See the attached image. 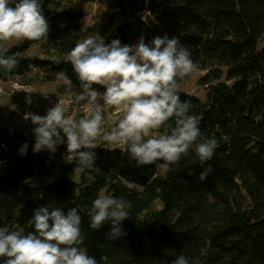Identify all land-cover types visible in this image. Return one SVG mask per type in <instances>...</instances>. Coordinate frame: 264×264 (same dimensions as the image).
I'll return each instance as SVG.
<instances>
[{
	"label": "trees",
	"instance_id": "1",
	"mask_svg": "<svg viewBox=\"0 0 264 264\" xmlns=\"http://www.w3.org/2000/svg\"><path fill=\"white\" fill-rule=\"evenodd\" d=\"M105 5L109 12L95 33L105 44L118 39L122 46L135 45L141 37L150 44L167 35L189 48L204 73L197 85L205 89V100L177 94L190 101L189 114L199 118L201 134L215 138L218 147L204 164L190 152L163 169L160 161L138 167L124 146L101 141L94 168L81 169L69 159L66 143L54 153H34L33 136L0 129V227L27 234L34 231L35 209L75 207L82 217L80 247L97 264H172L181 254L189 264H264V0H107ZM41 10L49 24L47 41L22 40L0 49L19 60L11 74L0 70V80L37 70L61 82L57 95L79 93L64 54L89 35L82 17L68 0H41ZM32 44L43 58L26 54ZM60 71L71 85L57 80ZM209 164L213 171L201 181ZM101 194L131 202L120 239H107L110 221L99 230L89 227L92 203Z\"/></svg>",
	"mask_w": 264,
	"mask_h": 264
},
{
	"label": "clouds",
	"instance_id": "2",
	"mask_svg": "<svg viewBox=\"0 0 264 264\" xmlns=\"http://www.w3.org/2000/svg\"><path fill=\"white\" fill-rule=\"evenodd\" d=\"M48 33L41 0H0V43L13 39L47 41ZM64 60L71 64L81 88L67 103L82 108L84 115L78 119L66 115L63 101L43 117L27 114L24 119L35 125L34 153H54L58 145L66 143L70 160L81 169H93L99 138L109 146H124L128 158L138 167L160 161L157 166L168 169L190 152L201 164L212 159L218 141L201 134L199 118L189 114L190 101H182L177 94V78L197 70L189 48L177 37L158 36L150 44L141 37L135 45L122 46L118 39L105 44L93 33L64 54ZM18 63L17 54L0 52V70L11 74ZM56 77L72 84L64 71ZM93 85L105 91L101 93ZM106 109L120 114L108 130H104ZM27 147L22 146L21 155L26 154ZM212 171L209 164L199 179L205 180ZM130 207L131 202L124 198L99 195L89 213L90 229L99 230L110 221L107 239H120L126 235L121 225L128 219ZM31 220L34 231L27 234L0 227L3 264H97L80 247L84 237L77 208L65 212L59 207L42 206L34 210ZM107 259L101 257L102 261ZM172 264H189V259L181 254Z\"/></svg>",
	"mask_w": 264,
	"mask_h": 264
},
{
	"label": "rangeland",
	"instance_id": "3",
	"mask_svg": "<svg viewBox=\"0 0 264 264\" xmlns=\"http://www.w3.org/2000/svg\"><path fill=\"white\" fill-rule=\"evenodd\" d=\"M75 10L80 13L81 15V22L86 29L87 33L93 34L96 33L98 26L101 24L105 12H109L108 8L106 7L105 3L107 0H68ZM22 42V40H10L8 42L0 43V49L1 50H7L8 48L19 44ZM261 45H264V41L261 43ZM27 55L36 56L38 58H43L42 53L40 52V49L37 47V45L32 44L30 45L29 49L26 52ZM204 73L196 70L183 79L177 78V90L188 93L190 95H193L200 99L201 101L205 100V89L203 87H200L197 85L198 79L203 75ZM21 82H30L36 85V87L39 89L42 94L47 95L52 98H62V97H71L70 95L66 96H59L55 92V87L61 83L59 81H50L45 72H39L37 70H32L31 73L22 76L19 78ZM7 91H11L10 88H8L6 85H1L0 91L2 93H6ZM101 93H103L105 90H97ZM19 93L14 92L9 97L2 95L0 97V129H9V130H18L22 133H28L32 131L33 128L27 129L23 126V124L20 122V103L15 98L18 97ZM8 101V104L5 103V101ZM18 108V111H15L13 114L14 118H10V115H12V110ZM68 108H66L67 110ZM19 115V123L16 121V116ZM82 116H77L76 118H80ZM105 122H104V130H108L111 126L112 121L118 120L120 118V114L114 110V109H106L105 110ZM102 140L97 139L96 143H100ZM114 147H123L122 145H112ZM48 152V150H46ZM159 171H161L160 168H158Z\"/></svg>",
	"mask_w": 264,
	"mask_h": 264
},
{
	"label": "built area",
	"instance_id": "4",
	"mask_svg": "<svg viewBox=\"0 0 264 264\" xmlns=\"http://www.w3.org/2000/svg\"><path fill=\"white\" fill-rule=\"evenodd\" d=\"M1 85H6L11 91H7L6 93H1L2 95L9 97L14 92L19 93L18 97H15L20 103V122L23 124L24 127L27 129L34 128L35 125L31 123V120H25L24 117L27 114H34L39 116H45L47 111L54 107L58 101H63L65 103V107L68 108L66 110V115H72L74 118L77 116H83L84 112L83 109H76L73 106L69 105L67 101L70 97H62V98H52L47 95L42 94L39 89L36 87L35 84L30 82H21L19 78H6L0 80V87ZM30 136H33V129L31 132L28 133Z\"/></svg>",
	"mask_w": 264,
	"mask_h": 264
},
{
	"label": "crops",
	"instance_id": "5",
	"mask_svg": "<svg viewBox=\"0 0 264 264\" xmlns=\"http://www.w3.org/2000/svg\"><path fill=\"white\" fill-rule=\"evenodd\" d=\"M5 103L8 104V101L6 100ZM1 109H2V107H1ZM1 109H0V112H1ZM15 111H18V112H19L18 108H15V109L12 110V115H10V118H11V119L14 118V117H13V114L15 113ZM1 113H2V112H1ZM16 121L19 123V115H18V114H17V116H16ZM27 134H28V131H27ZM119 148H121V147H119Z\"/></svg>",
	"mask_w": 264,
	"mask_h": 264
}]
</instances>
